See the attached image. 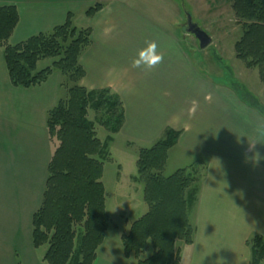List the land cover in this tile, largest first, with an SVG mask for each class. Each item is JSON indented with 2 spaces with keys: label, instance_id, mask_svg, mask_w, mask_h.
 <instances>
[{
  "label": "crops",
  "instance_id": "1",
  "mask_svg": "<svg viewBox=\"0 0 264 264\" xmlns=\"http://www.w3.org/2000/svg\"><path fill=\"white\" fill-rule=\"evenodd\" d=\"M102 1L91 18L84 9L91 1H77L72 9L73 0H0V7L13 5L20 14L11 44L37 31L50 32L68 13L77 28L90 30L91 43L79 58L85 70L82 86L118 94L125 112L123 132L131 116L151 119V126L136 125V135L149 143L167 128L179 132L166 166L172 154L176 170L200 168L197 201L189 211L196 258L204 264H250L247 241L254 235L264 239V99L262 108L245 100L243 95L250 93L231 72L198 65L179 36L154 27V33L129 36L138 20H129L119 4ZM23 21L43 30L18 32ZM152 42L162 60L151 68L134 67L137 53ZM50 77L31 88L12 86L0 46V264H44L43 246L32 245L31 220L53 151L47 115L66 95L62 78L50 82ZM223 77L232 78L231 83ZM142 90H152L151 98L145 99ZM109 230L110 225L93 264H134L122 247L126 231Z\"/></svg>",
  "mask_w": 264,
  "mask_h": 264
},
{
  "label": "trees",
  "instance_id": "2",
  "mask_svg": "<svg viewBox=\"0 0 264 264\" xmlns=\"http://www.w3.org/2000/svg\"><path fill=\"white\" fill-rule=\"evenodd\" d=\"M101 8L102 4L88 8L86 17H93ZM232 9L242 30L234 45L236 58L246 68L257 69L264 84V0H233ZM18 21L15 6L0 7V46L10 83L31 88L58 71L66 93L47 115L53 151L42 200L32 215V245L46 246L44 264H93L111 221L105 207L103 164L109 155L110 135L124 124L123 102L109 89L82 86L85 70L79 58L91 43V32L77 28L71 13L49 33L11 44ZM46 58L53 59L51 66L36 70L38 61ZM90 110L93 120L88 118ZM97 125L109 134L104 141L97 138ZM179 135L167 128L151 147L138 151L136 168L147 211L130 222L121 238L125 256H133L136 264H181L179 244L193 243L195 228L189 211L197 201L200 168L191 166L163 175L168 152ZM247 245L250 264H263L264 239L254 235ZM148 249L150 254L140 257Z\"/></svg>",
  "mask_w": 264,
  "mask_h": 264
},
{
  "label": "rangeland",
  "instance_id": "3",
  "mask_svg": "<svg viewBox=\"0 0 264 264\" xmlns=\"http://www.w3.org/2000/svg\"><path fill=\"white\" fill-rule=\"evenodd\" d=\"M33 1L38 4L41 0ZM77 1H79L80 4L83 2L87 4L91 1L84 9H88L96 4H101L99 2H103L102 0H73L74 4L71 6L72 9L76 8L75 4H77ZM232 1L233 0H105V2H110L114 5L119 4L122 7L121 11L125 13L129 20L133 18L138 20L135 21L133 25L136 26V31L134 28L130 30L128 32L129 36L133 35V37H135L140 34L154 33V30H152L154 28L160 29L161 31L163 30L170 35L179 36L181 40V42L179 41L180 44L184 45V47L190 51L193 60L196 61L198 65L205 66L208 69L212 68L214 71L223 68L227 70L228 73L231 72V75L237 79V82L244 86L243 88L246 89V92L250 93L243 95L245 100L248 99L255 106L262 108L261 103H263L264 91L261 90V85H263V83H261L259 79L258 70L246 68L244 63L238 60L235 55L234 45L235 42L239 40L242 30L240 23L234 16ZM21 12L24 15L23 7ZM184 12H187L192 21L211 38V43L208 47L200 49L195 37L185 34ZM33 29L43 30L40 25L34 26L30 21H23L18 32L27 31V33L30 34ZM38 32L42 31H37V34ZM43 34H46L45 30H43ZM131 42L132 40L129 39L128 44L130 45ZM52 61L53 59L51 58L38 61L36 70L51 66ZM213 70L210 71L213 72ZM222 71L221 69V73ZM57 77L62 78L58 71H53L49 81L54 82ZM220 79L228 83H231L232 80V78L230 79L229 77ZM243 88H241L240 94L245 91ZM60 93L62 95L63 92L61 91ZM112 93L118 96L115 91H112ZM142 93L145 99H149L151 98L152 90H142ZM251 94L253 98H251ZM88 118L90 120L94 119L93 111L90 110L88 112ZM138 123L151 126L152 121L150 118H144V120L141 121L140 118L131 116L128 120V132L120 130L118 133L110 135L112 141L108 143L107 151L109 155L108 159L104 161L102 174V182L106 191L105 207L111 219L109 232H127L130 226L129 222L139 218L147 211V205L143 200V184L139 180L137 174L136 160L139 149L149 148L155 142L149 143L143 139V137H138L136 135L140 133L139 129L136 127ZM96 135L98 139L104 141L109 134L103 127L97 125ZM177 165L179 164L176 163L174 156L171 154L169 164L165 167L163 175H171L176 171ZM192 221L193 220L190 218V223L194 226V222ZM179 246L181 248V264H204L201 262V259L196 258L199 255H196L197 251L194 250L191 245L179 244ZM45 250V246L40 248V252H44ZM150 252L151 250L148 249L140 257L144 258L150 254ZM131 257V262L135 264L137 260H134L133 256Z\"/></svg>",
  "mask_w": 264,
  "mask_h": 264
},
{
  "label": "clouds",
  "instance_id": "4",
  "mask_svg": "<svg viewBox=\"0 0 264 264\" xmlns=\"http://www.w3.org/2000/svg\"><path fill=\"white\" fill-rule=\"evenodd\" d=\"M157 45L152 42L146 48L137 53L136 59L133 61L134 67L151 68L162 60V56L157 52Z\"/></svg>",
  "mask_w": 264,
  "mask_h": 264
},
{
  "label": "water",
  "instance_id": "5",
  "mask_svg": "<svg viewBox=\"0 0 264 264\" xmlns=\"http://www.w3.org/2000/svg\"><path fill=\"white\" fill-rule=\"evenodd\" d=\"M185 15V25L184 32L185 34L192 35L198 42V47L204 49L208 47L211 43V38L205 34L191 19L190 15L187 12H184Z\"/></svg>",
  "mask_w": 264,
  "mask_h": 264
}]
</instances>
